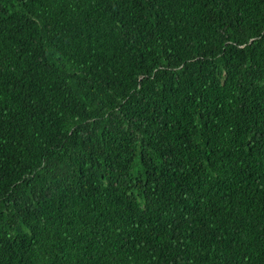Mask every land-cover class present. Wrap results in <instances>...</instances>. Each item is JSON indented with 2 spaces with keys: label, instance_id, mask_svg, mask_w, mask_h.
Instances as JSON below:
<instances>
[{
  "label": "trees",
  "instance_id": "trees-1",
  "mask_svg": "<svg viewBox=\"0 0 264 264\" xmlns=\"http://www.w3.org/2000/svg\"><path fill=\"white\" fill-rule=\"evenodd\" d=\"M0 264H264V0H0Z\"/></svg>",
  "mask_w": 264,
  "mask_h": 264
}]
</instances>
